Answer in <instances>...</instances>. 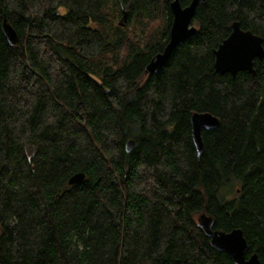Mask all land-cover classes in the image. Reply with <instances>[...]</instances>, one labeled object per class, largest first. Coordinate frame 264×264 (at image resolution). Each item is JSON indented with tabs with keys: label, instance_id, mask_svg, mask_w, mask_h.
<instances>
[{
	"label": "trees",
	"instance_id": "obj_1",
	"mask_svg": "<svg viewBox=\"0 0 264 264\" xmlns=\"http://www.w3.org/2000/svg\"><path fill=\"white\" fill-rule=\"evenodd\" d=\"M170 1L0 0V264H233L201 213L264 264V57L214 69L233 21L264 48V0L199 3L196 33L146 74ZM194 112L219 120L199 159Z\"/></svg>",
	"mask_w": 264,
	"mask_h": 264
},
{
	"label": "water",
	"instance_id": "obj_2",
	"mask_svg": "<svg viewBox=\"0 0 264 264\" xmlns=\"http://www.w3.org/2000/svg\"><path fill=\"white\" fill-rule=\"evenodd\" d=\"M204 0H191L182 6L179 0H171L169 8L172 21L169 28L168 40L162 50L145 66L144 73H158L173 50L185 40L192 37L197 28L192 24L196 7ZM2 34L9 44H15L17 33L5 20L2 23ZM262 38L250 30L240 28L238 21H233L231 31L214 50V69L218 73H229L234 76L239 71L255 74L254 60L264 57ZM219 120L209 112H194L190 117L191 140L196 156L199 159L203 150L202 131L217 128ZM134 145L132 139L125 144L126 151H130ZM84 179V173L77 172L68 179V184H77ZM199 227L209 237L211 248L219 253H225L233 264H261L256 254L248 253V245L240 229L229 232L214 230L212 218L205 213L197 216Z\"/></svg>",
	"mask_w": 264,
	"mask_h": 264
},
{
	"label": "rangeland",
	"instance_id": "obj_3",
	"mask_svg": "<svg viewBox=\"0 0 264 264\" xmlns=\"http://www.w3.org/2000/svg\"><path fill=\"white\" fill-rule=\"evenodd\" d=\"M113 11V10H112ZM114 13H115V11H113ZM115 16V22L116 23H120V24H123L124 26H125V24L127 23V20H126V17H125V15H124V18H123V16L122 17H119V16H117V15H114ZM192 24H193V22H192ZM131 26H132V24H130ZM195 25V24H194ZM95 28H98V29H100V26H98V25H93Z\"/></svg>",
	"mask_w": 264,
	"mask_h": 264
},
{
	"label": "bare ground",
	"instance_id": "obj_4",
	"mask_svg": "<svg viewBox=\"0 0 264 264\" xmlns=\"http://www.w3.org/2000/svg\"><path fill=\"white\" fill-rule=\"evenodd\" d=\"M103 8V7H102ZM133 12V11H132ZM112 19V18H111ZM111 24V23H110ZM106 25V24H105ZM119 29V28H118ZM119 32V31H118ZM128 32V31H127ZM118 34V33H117ZM131 34V33H130ZM128 39V38H127ZM118 40V39H117ZM122 40V39H121ZM123 41V40H122ZM122 45V44H121ZM135 47V46H134ZM109 49H110V47H109ZM151 51V50H150Z\"/></svg>",
	"mask_w": 264,
	"mask_h": 264
}]
</instances>
